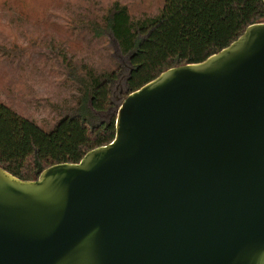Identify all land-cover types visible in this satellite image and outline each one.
Segmentation results:
<instances>
[{
    "label": "water",
    "instance_id": "1",
    "mask_svg": "<svg viewBox=\"0 0 264 264\" xmlns=\"http://www.w3.org/2000/svg\"><path fill=\"white\" fill-rule=\"evenodd\" d=\"M115 126L34 179L0 165V264H264V21L128 93Z\"/></svg>",
    "mask_w": 264,
    "mask_h": 264
},
{
    "label": "trees",
    "instance_id": "2",
    "mask_svg": "<svg viewBox=\"0 0 264 264\" xmlns=\"http://www.w3.org/2000/svg\"><path fill=\"white\" fill-rule=\"evenodd\" d=\"M103 19L125 62L102 72L89 66L72 69L70 74L83 92L81 101L77 107L63 109L52 129L42 128L0 101V165L14 175L34 179L55 163L79 162L87 151L111 142L115 117L99 123L93 118L95 112L111 110L116 81L128 94L167 67L205 60L249 25L264 21V1L165 0L156 15L137 18L127 5L115 1ZM92 28L101 36L98 23Z\"/></svg>",
    "mask_w": 264,
    "mask_h": 264
},
{
    "label": "rangeland",
    "instance_id": "3",
    "mask_svg": "<svg viewBox=\"0 0 264 264\" xmlns=\"http://www.w3.org/2000/svg\"><path fill=\"white\" fill-rule=\"evenodd\" d=\"M135 18L159 13L165 0H0V101L46 130L63 109L77 107L82 89L70 71L113 70L125 62L103 16L113 2ZM98 23L101 36L95 35ZM5 48H2V47ZM113 106L93 122L111 120L127 90L113 85Z\"/></svg>",
    "mask_w": 264,
    "mask_h": 264
}]
</instances>
